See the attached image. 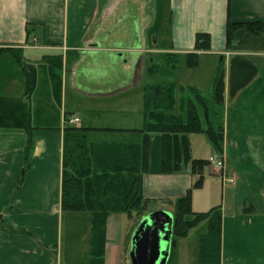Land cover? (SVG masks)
<instances>
[{"label": "crops", "instance_id": "obj_1", "mask_svg": "<svg viewBox=\"0 0 264 264\" xmlns=\"http://www.w3.org/2000/svg\"><path fill=\"white\" fill-rule=\"evenodd\" d=\"M160 11L165 29L158 25ZM228 20L264 22V0H0V48L20 50L23 60L36 70L30 100L33 147L27 167L23 161L24 130L0 128V264H89L91 215L61 209L67 89L76 100L69 122L78 118L74 126L86 129L88 142L140 143L145 89L135 94L127 90V75L132 73L136 82L140 81L146 64V76L152 77L155 73L150 74L148 68L156 65L159 54L165 61V54L176 61L183 59L189 72L197 70L201 59L207 57L209 82L220 64L225 69L222 105L235 104L237 114L245 120L231 136L223 126L221 156L234 183L222 184L209 165L204 167L200 187L191 190V207L205 212L220 204L221 264H264V53L251 54L258 64L257 74L230 98L228 69L234 55L226 49ZM29 23L35 26L27 28ZM197 33L210 35V49L199 52L197 65L188 67L186 55L194 51ZM54 56L61 58L60 105L44 59ZM194 82L180 83L177 77L175 85L201 93L198 80ZM24 84L19 63L8 51L0 53V97L20 98ZM55 108L53 117L50 111ZM200 108L197 105L201 124L202 116L206 123L205 111L201 115ZM173 113H178L177 108ZM188 139L191 159L208 160L213 155L204 134H190ZM233 156L236 164L229 166ZM195 179L189 166L169 174H143L141 191L149 200L147 212L167 211L173 217L174 203ZM240 180L250 182L239 184L253 194L248 208L239 199L233 207L223 205L225 187H236ZM255 185L261 192L250 189ZM130 220L126 213L107 216L103 264H120L128 254L124 249ZM202 224L206 221L191 230ZM188 234L178 238L186 239ZM177 247L175 257L179 258Z\"/></svg>", "mask_w": 264, "mask_h": 264}, {"label": "trees", "instance_id": "obj_2", "mask_svg": "<svg viewBox=\"0 0 264 264\" xmlns=\"http://www.w3.org/2000/svg\"><path fill=\"white\" fill-rule=\"evenodd\" d=\"M35 24H27V28ZM27 35L30 30L27 29ZM210 49L209 35H195L194 52L186 55V65L195 67L198 52ZM227 51L264 53V22L226 23ZM8 51L19 63L24 75V92L20 98L0 97V128L22 129L26 133L24 167L28 166L33 147L31 124V95L36 83L34 65L26 63L20 50L0 48ZM166 62L175 66L176 57L165 54ZM50 66L52 89L56 100L60 99V56L44 57ZM153 66V65H152ZM149 67L150 74L156 72ZM258 64L254 55H234L228 69V96L233 98L255 77ZM186 91L188 94H186ZM225 91V71L222 64L217 68L212 86V100L222 105ZM178 94V100L176 96ZM178 101V102H177ZM197 105L205 111L206 126L203 127ZM177 108L178 113H173ZM208 100L194 88H179L173 82H163L145 88L143 100L144 126L140 143H91L86 140V129L74 125L64 127L61 173V209L67 212H88L91 215V238L89 264H103L105 245V221L111 213H126L135 224L148 214L149 200L142 196L143 174H169L189 166L196 179L192 187L174 203L172 239L166 264H173L175 239L185 237L189 230L206 221V233L198 242L197 264H221L220 205L205 212H194L191 207V190L200 187L204 167L208 160L191 159L190 134H204L215 153L223 149V124L208 118ZM65 122L69 116L64 114ZM192 215L188 220L186 216ZM133 229L126 237L127 253Z\"/></svg>", "mask_w": 264, "mask_h": 264}, {"label": "rangeland", "instance_id": "obj_3", "mask_svg": "<svg viewBox=\"0 0 264 264\" xmlns=\"http://www.w3.org/2000/svg\"><path fill=\"white\" fill-rule=\"evenodd\" d=\"M164 14V12H163ZM160 19L158 20V25L160 28L165 29V23L162 17V13L160 11ZM209 35V34H208ZM225 38H226V28H225ZM209 40H210V35H209ZM165 42V41H164ZM194 52V51H193ZM192 53V52H191ZM228 53H231L232 55H245V56H249L252 53L250 52H231L229 51ZM160 57L158 59H156L155 63L156 65H153V69L156 70L155 74L152 77H148L146 76V72H147V65L144 64V72L142 73V79L140 81H137L136 75H133L132 73L127 75V90H130L131 93L135 94V93H140L144 91L146 86H153V85H158L161 84L163 81H167L173 82L175 84V82L177 83V77H178V81L181 83H187V84H192L193 81H195L194 83H197L198 80V86L202 89L201 90V94L208 100V109H207V113L208 116L211 119L214 120H218L220 123L225 124L227 131L229 133V136L234 135V131L236 129V126L238 127H242L243 125H245V120L242 119V116L237 114V111L235 109V104L230 103L229 105H220L215 103L212 100V86H213V82L208 80L209 74L207 73L208 69H209V64L206 63L207 61H210L209 59H207V57H204L201 59V66L193 71V72H189V70L186 69V67L184 66V60L179 58L177 62L178 66L176 68V66L172 67L170 64H168L165 59L163 58V54H159ZM199 55V52H198ZM146 56V55H145ZM176 64V63H175ZM149 65V64H148ZM146 67V68H145ZM176 68V69H175ZM225 70V69H224ZM136 74V73H135ZM190 74V75H189ZM170 78V79H169ZM201 78L203 80H201ZM175 81V82H174ZM42 90H44L43 87H41ZM41 88L39 89L41 91ZM70 91L67 89V95H66V106H65V113L68 114L75 112L74 107L76 105V100L70 95ZM186 94H188V92L186 91ZM62 100H63V95H62V89H61V93H60V99L56 100L57 104L60 105L62 104ZM64 107V106H63ZM201 109V108H200ZM54 110V111H53ZM202 111L203 109L200 110L201 115H202ZM51 115L57 113L56 108L52 109V111H50ZM202 124L206 125L205 121H204V117L202 116ZM65 125H74V123H70V122H65ZM196 143H194L195 145ZM215 155L221 156V154H217V153H213ZM257 156L260 157V155L257 154ZM234 156L232 158L229 157V166H232L233 164H236V160H234ZM208 171H206V175L208 176ZM217 173V172H216ZM242 182L246 183V184H250L249 181H242L240 180L237 183L236 187H231V185H227L226 188V195H224L223 198V205L224 203L227 204L228 207H233L234 203L236 200L239 199V201H244L246 208H248V199L250 196H253V194H251V191L247 192V187L243 186L241 187L239 184H241ZM245 184V185H246ZM256 185L251 187L250 189H252V191L254 192H261V190L259 188L255 189ZM260 200V199H259ZM257 203V202H256ZM220 205V204H218ZM194 212H198L197 209L193 210ZM186 219L191 220L193 219V216H186ZM137 224V223H136ZM134 219L130 220V227L128 228V234L129 232L135 228L136 226ZM199 224V223H198ZM205 228L207 229V225H200L198 227H196L193 230H189V234L188 237L186 239H180V238H176L175 239V247L176 244L179 247V258L175 257L173 264H191V261H193L192 264H197V240L198 238L205 234ZM205 232V233H204ZM182 240V241H181ZM63 244V246H62ZM61 246L63 249H65V243L64 241H62ZM177 247V249H178ZM60 248V246H59ZM177 249H176V254H177ZM184 251V254H183ZM128 252V251H127ZM193 258V260H192ZM120 264H130L129 262V258H128V254L123 256L122 258V262L120 261Z\"/></svg>", "mask_w": 264, "mask_h": 264}, {"label": "water", "instance_id": "obj_4", "mask_svg": "<svg viewBox=\"0 0 264 264\" xmlns=\"http://www.w3.org/2000/svg\"><path fill=\"white\" fill-rule=\"evenodd\" d=\"M173 217L156 210L136 224L129 242L130 264H166L171 245Z\"/></svg>", "mask_w": 264, "mask_h": 264}, {"label": "built area", "instance_id": "obj_5", "mask_svg": "<svg viewBox=\"0 0 264 264\" xmlns=\"http://www.w3.org/2000/svg\"><path fill=\"white\" fill-rule=\"evenodd\" d=\"M70 123H78V118L74 117L70 120ZM208 165L212 168L213 172L217 175V177L221 180L222 184H233L234 177L227 176L224 169V161L222 156L211 155L208 159ZM217 172V173H216Z\"/></svg>", "mask_w": 264, "mask_h": 264}]
</instances>
